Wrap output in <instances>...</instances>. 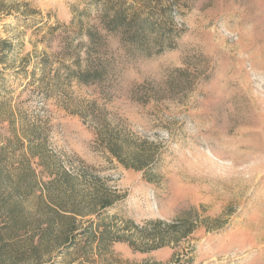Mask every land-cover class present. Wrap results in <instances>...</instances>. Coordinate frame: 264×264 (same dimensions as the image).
Listing matches in <instances>:
<instances>
[{
	"label": "rangeland",
	"instance_id": "obj_1",
	"mask_svg": "<svg viewBox=\"0 0 264 264\" xmlns=\"http://www.w3.org/2000/svg\"><path fill=\"white\" fill-rule=\"evenodd\" d=\"M120 9L129 31H105ZM2 41L11 162L41 142L116 191V227L160 221L179 238L146 254L113 243L95 264H264V0H0ZM109 132L152 152L151 175L110 155Z\"/></svg>",
	"mask_w": 264,
	"mask_h": 264
},
{
	"label": "trees",
	"instance_id": "obj_2",
	"mask_svg": "<svg viewBox=\"0 0 264 264\" xmlns=\"http://www.w3.org/2000/svg\"><path fill=\"white\" fill-rule=\"evenodd\" d=\"M125 18L122 9L116 10L110 20L101 22L102 27L107 32L121 26L128 29L132 23L127 25ZM137 27L139 31L140 22ZM138 39L132 33L127 41ZM0 46L1 53L10 48L4 41ZM92 77L82 74L78 80L88 82ZM103 141L110 155L125 168L142 171L145 178L151 175L152 152L142 157L125 138L111 132ZM20 150L15 166L11 162L15 151L8 153L6 147L0 148V264H95L91 257L94 250L103 263L100 252H108L113 243H125L133 252L146 254L179 239L168 241L161 228L170 227L160 221L154 223V230L148 234L132 222L116 227V216L105 211L120 196L104 180L86 168H65L45 144L30 138L26 147L21 144ZM31 161H35V168ZM188 233L184 230L181 237Z\"/></svg>",
	"mask_w": 264,
	"mask_h": 264
}]
</instances>
